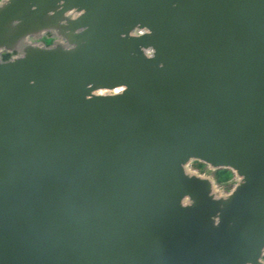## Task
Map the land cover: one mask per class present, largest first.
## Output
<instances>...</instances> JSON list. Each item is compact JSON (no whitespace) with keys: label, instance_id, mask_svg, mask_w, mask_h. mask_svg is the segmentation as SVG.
Segmentation results:
<instances>
[{"label":"water","instance_id":"95a60500","mask_svg":"<svg viewBox=\"0 0 264 264\" xmlns=\"http://www.w3.org/2000/svg\"><path fill=\"white\" fill-rule=\"evenodd\" d=\"M263 258L264 0L0 2V264Z\"/></svg>","mask_w":264,"mask_h":264},{"label":"rangeland","instance_id":"374dc122","mask_svg":"<svg viewBox=\"0 0 264 264\" xmlns=\"http://www.w3.org/2000/svg\"><path fill=\"white\" fill-rule=\"evenodd\" d=\"M44 41L51 42V39L49 40V38L45 37ZM197 163H199L200 165H196ZM188 169H189V171L197 173L199 175L211 177V178L215 179L217 185L219 186V188L222 190V193H224V194L231 192L232 189L234 188L235 184L239 180L238 179L239 177L236 175V172H234L232 169H226L227 174L229 175V179H223L221 181H218V179H217V170L218 169H212L207 164L202 163V162L197 161V160L191 161L188 165Z\"/></svg>","mask_w":264,"mask_h":264},{"label":"trees","instance_id":"16d2710c","mask_svg":"<svg viewBox=\"0 0 264 264\" xmlns=\"http://www.w3.org/2000/svg\"><path fill=\"white\" fill-rule=\"evenodd\" d=\"M11 57V54H4L3 55V59L7 60ZM196 165H200L199 163H197ZM217 179L218 181H221L223 179H229V175L227 174V170L224 168H220L217 170Z\"/></svg>","mask_w":264,"mask_h":264},{"label":"built area","instance_id":"2783aa9c","mask_svg":"<svg viewBox=\"0 0 264 264\" xmlns=\"http://www.w3.org/2000/svg\"><path fill=\"white\" fill-rule=\"evenodd\" d=\"M215 189H216V191H217L218 193H220V194H224V193H222V190L219 188V186L216 185V188H215Z\"/></svg>","mask_w":264,"mask_h":264}]
</instances>
